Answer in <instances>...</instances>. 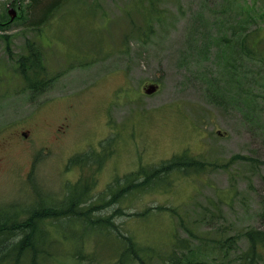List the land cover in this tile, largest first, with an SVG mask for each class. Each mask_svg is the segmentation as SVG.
I'll use <instances>...</instances> for the list:
<instances>
[{"label":"rangeland","instance_id":"374dc122","mask_svg":"<svg viewBox=\"0 0 264 264\" xmlns=\"http://www.w3.org/2000/svg\"><path fill=\"white\" fill-rule=\"evenodd\" d=\"M29 43L42 94L19 69ZM176 154L200 169L165 164ZM79 180L93 199L46 264H142L122 259L125 232L165 249L151 264H247V232L264 236V0H0V215L25 217L33 181L61 197ZM110 185L120 196L96 198Z\"/></svg>","mask_w":264,"mask_h":264},{"label":"trees","instance_id":"16d2710c","mask_svg":"<svg viewBox=\"0 0 264 264\" xmlns=\"http://www.w3.org/2000/svg\"><path fill=\"white\" fill-rule=\"evenodd\" d=\"M59 2L60 0H55V6ZM35 6H38V2ZM144 15L150 19L151 14ZM19 69L24 77L25 86L29 90L41 92L50 86L52 76L47 75V67L43 65V52L35 44H28L27 54L19 61ZM90 157L91 154H87L83 164H88ZM80 160L79 157L72 158V165L82 164ZM192 160H185L176 156L165 161V164L183 169L185 164L195 165L196 162ZM164 167L165 165L162 164L154 168L153 172L147 170L137 172L136 174L141 175L137 178L139 182L137 189L143 190L144 187L152 186L156 180L153 176L158 175V171L164 172ZM133 179L127 177L126 181L130 184ZM116 182V184H120L118 178ZM33 184L35 192L34 204L28 207L25 217H23L24 213L20 214L18 212L9 216L5 215L2 211L3 213L0 215V264H46L52 253V249L49 246L51 241H60L61 239L64 242L72 240L70 235L66 233L65 228H67L70 221L80 217L84 206H89L88 202L93 199V181L85 182L79 180L74 183H68L61 197H54L43 191L35 181H33ZM112 186L108 187L106 193H99L96 198L103 201L104 194L108 197L120 196V190L114 191ZM92 208L90 206L91 210ZM70 226H73L72 223H70ZM102 226L108 228L106 223L102 224ZM15 228L16 230L22 228V232L16 231L18 232L16 233L13 231ZM84 230L87 231L89 229L84 227ZM100 234H102L100 231L95 233L97 237H100ZM247 236L250 242L247 264H257V250L259 245L264 246V236H260L254 231H248ZM79 237L82 238V235ZM118 237L123 238L119 241L118 245L121 248V257L126 263L139 260L142 264H146L147 261L151 264V260L156 257V254L165 251V249H159L151 245L141 247L133 239L132 234L127 232L115 233V238ZM173 238L177 240L178 236L173 233ZM170 239H172V235ZM7 242L10 243L8 246L5 245ZM176 247L177 249L182 247L180 242ZM174 253L175 250L169 255L173 262L177 261Z\"/></svg>","mask_w":264,"mask_h":264},{"label":"water","instance_id":"95a60500","mask_svg":"<svg viewBox=\"0 0 264 264\" xmlns=\"http://www.w3.org/2000/svg\"><path fill=\"white\" fill-rule=\"evenodd\" d=\"M10 13H11V18L13 19L16 15V12L12 9V10H10ZM157 87H158L157 85L150 84L145 88V91H146V93L151 94V93L156 91Z\"/></svg>","mask_w":264,"mask_h":264}]
</instances>
